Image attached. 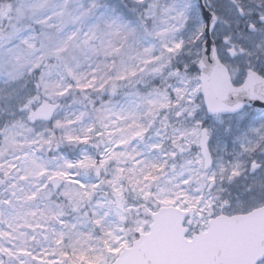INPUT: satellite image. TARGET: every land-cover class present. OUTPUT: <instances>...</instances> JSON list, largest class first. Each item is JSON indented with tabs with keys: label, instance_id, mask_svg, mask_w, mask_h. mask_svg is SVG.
Returning <instances> with one entry per match:
<instances>
[{
	"label": "snow or ice",
	"instance_id": "1",
	"mask_svg": "<svg viewBox=\"0 0 264 264\" xmlns=\"http://www.w3.org/2000/svg\"><path fill=\"white\" fill-rule=\"evenodd\" d=\"M0 264H264V0H0Z\"/></svg>",
	"mask_w": 264,
	"mask_h": 264
}]
</instances>
